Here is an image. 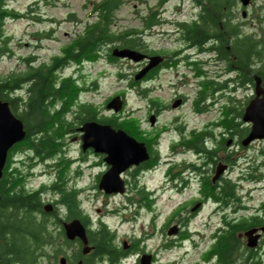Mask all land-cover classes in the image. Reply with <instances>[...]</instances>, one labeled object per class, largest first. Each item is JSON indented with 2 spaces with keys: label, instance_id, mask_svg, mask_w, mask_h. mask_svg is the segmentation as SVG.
Here are the masks:
<instances>
[{
  "label": "rangeland",
  "instance_id": "1",
  "mask_svg": "<svg viewBox=\"0 0 264 264\" xmlns=\"http://www.w3.org/2000/svg\"><path fill=\"white\" fill-rule=\"evenodd\" d=\"M95 1L99 0H8V5L19 11V16L6 20L4 25L6 33L12 37L9 42L12 54L0 56V76L23 69L22 58L26 56H34L41 62L58 54L71 40L73 34L81 28L83 21L89 17L90 9ZM158 4L159 0H125L124 5L116 13L114 26L117 29L130 27L140 29L141 16L146 14L148 7H152L156 9V15L160 16L162 24L155 26L150 32L146 30V41L150 46L157 44L159 50L168 47L171 49L169 39L178 37L175 33V23L193 18L197 13V6L195 0H166L161 6ZM243 10L246 11L244 16ZM70 13H74L81 22L69 18ZM235 14L237 21L242 24V32L252 33L254 39L264 38V0H254L247 6H242L237 0ZM37 31L42 32L40 39L32 35ZM46 33L49 36H45ZM106 50L107 48L95 61H88L79 66H69L63 70L64 75L72 74L84 83L79 100L93 102L100 116L115 115L118 123L129 129L134 134L133 137L152 143L151 146L159 138V154L162 160L170 153L168 148L176 143L179 136L183 138L185 135H190L189 132L193 129L214 130L213 123L220 117L224 103H227L228 96L233 92L232 86L227 82L231 75L223 70L222 61L207 62L203 66L206 72L203 76L190 68L182 67L179 72L173 70L162 72L153 80L145 79L146 75H144L142 77L144 80L140 78L144 82L138 83L139 79L134 78V72L137 69L135 62L114 55L116 59L108 58ZM204 59L207 61L209 56L205 55ZM118 73H122V76ZM208 80H211L208 83L210 91L205 87V81ZM93 81H95L94 84H92ZM221 84L222 88L219 87ZM204 91H206L205 97L199 101L198 106H195L193 103L196 94ZM234 91V98L244 103L249 92L244 88H236ZM176 93L183 95L185 101L182 105H179L181 103L179 102L174 107H170L168 101ZM116 95L121 96L122 106L117 113H114L113 110L106 109L105 104ZM152 100L155 101V106H161L158 123L155 126H153L155 122L152 124L150 122V116L153 115L150 114ZM215 131L218 132L216 129ZM62 142V152L68 157L65 158L68 162L67 164L65 162L64 166L61 165L63 161L60 157L36 158L34 155H26L22 150L12 147L7 155L10 159L7 168L20 172L19 183L25 181L26 189L35 190L44 187V204H51L52 210L56 208L59 213H64L67 208L59 198L61 192L75 188L72 190L75 193L73 192L71 198L78 201V205L70 204L72 210L85 217L86 226L93 231L104 222L110 231L114 247L129 250V253L116 264H136V260L142 253H156L158 264H186L187 261H194L196 257L199 260L205 258V252L211 241L210 231L214 230L213 227L201 226L203 218L207 215L206 212L209 211L208 206L189 224L190 238H193L195 243L199 242L196 250L192 248V241L185 242L184 238L179 237L170 240L163 231V226L171 221V215L174 220H182L185 217V213L180 214L183 208L177 205L184 196L174 191L162 193L164 164H159L160 167L157 166L145 174L131 168L130 172L126 171L122 174H125L127 179L126 191L122 194H106L97 186L98 177L106 167L103 155L89 149L82 152L77 129L72 128ZM174 152L182 154L171 162L173 170L185 171L190 165L189 162L198 158L191 152H187V147L176 149L174 146ZM238 152L234 159L236 166L230 168L228 172L231 179L239 181L236 189L237 196L241 200V205L247 207V210H242L238 216L240 218L249 217L251 214L263 215L264 210L261 209L264 204V144L259 142L249 149L238 148ZM242 175L244 176L239 178ZM59 178L60 180H57ZM64 180L65 187L59 189L60 193L59 190L51 189L53 184L63 185ZM141 189L144 195L139 192ZM185 192L187 193L188 190ZM68 195L65 197H69ZM67 202L69 204L71 201L68 199ZM190 207L191 205L187 208V212ZM216 222L213 216L210 224H216ZM175 227L173 225L170 228ZM54 228L57 227L54 226ZM198 230L205 231L202 237L197 236ZM163 238L166 242L158 250L157 247ZM174 241L175 246H173ZM124 242L125 247H123ZM75 244L77 245L76 242ZM76 245L64 246L65 253L60 252L56 258L57 261L61 257L66 258L65 254L71 256V253L76 250ZM256 248L262 260L261 264H264V241ZM48 249L51 252V249ZM39 264H53V259L44 256ZM101 264L105 263L101 262ZM204 264L208 262L205 261Z\"/></svg>",
  "mask_w": 264,
  "mask_h": 264
},
{
  "label": "trees",
  "instance_id": "2",
  "mask_svg": "<svg viewBox=\"0 0 264 264\" xmlns=\"http://www.w3.org/2000/svg\"><path fill=\"white\" fill-rule=\"evenodd\" d=\"M7 1L0 0V56L12 54L9 44L12 37L5 31V22L19 16V11L11 8ZM124 3L125 0L93 2L89 17L83 21L81 28L73 34L71 40L58 54L41 62L34 56H26L22 58L23 69L0 76V99L9 103L12 112L22 120L25 130V137L16 143L13 149L22 150L26 155H34L41 159L57 156L63 161L61 165L64 166L65 162L66 164L68 162L65 158L68 157L62 152V141L72 128L77 129L75 125L85 121H98L108 123L114 128H122L128 134L134 135L118 123L115 115L100 116L93 102L79 100L84 83L72 74H63L66 67L79 66L99 59L106 48L108 51L106 56L113 60L116 59L111 54L114 47L140 49L136 38L138 29L134 27L117 29L114 26L116 13ZM236 3L237 0H204V4L200 2L202 11L199 22L189 24L185 30L183 27V30L184 37L198 44L206 42L210 37L217 38L216 49L220 59L226 61L228 69L234 68L233 64L240 72L237 78L244 83L246 79L251 78L250 73L246 71L251 62L263 60L264 43L259 44L254 40L252 33L242 32L241 25H233L230 22L232 9ZM69 18L81 22L74 13H70ZM153 18L151 22L147 19V28L153 25ZM41 33L37 31L32 35L40 39ZM45 36L49 34L46 33ZM260 69L262 67L253 70L260 74L262 71ZM118 74L122 76V73ZM94 83L95 81L92 82ZM208 83L205 81V87L210 91ZM219 87L222 88L223 85ZM205 92L199 93V97L194 101L195 106H198L199 101L205 97ZM243 109L244 103L229 95L215 126L218 125L220 130L231 131L239 137L244 135L247 127L241 122ZM208 133L212 132L203 130L193 134L190 147L205 157L213 158L216 156V150H207L203 144V138ZM9 162L10 159L7 158L0 178V264H39L44 256L52 258L53 264H60L56 259L57 255L60 252L65 253L64 246L73 247L76 245L75 242L76 250L71 256L65 254V264H76L79 259L82 260V264L101 262L116 264L129 253V250L124 248L117 250L114 247L110 231L102 222L94 231L86 226L88 242L92 249L86 255L81 254V243L78 240L66 239L61 226L62 221L72 218H78L84 225L86 224L85 217L75 213L70 206L78 205V201L71 198L74 192L72 190L75 188L62 193L59 189L65 187V180L63 185L53 184L51 189L61 192L59 198L67 208L64 213H59L56 208L46 212L43 209L45 188L26 189L25 181L19 183L20 172L7 168ZM236 189L237 185L228 183L220 187L219 191L215 189L213 192L210 191V194L219 197L227 195L239 201ZM139 192L145 194L143 189ZM65 195L69 197L66 198ZM68 199L71 201L69 204L66 203ZM262 205L261 210H264V204ZM259 225H264V214H252L238 220L225 234L217 237L216 242L206 252L207 260L213 258L217 264H237L239 260L249 261V264H261L258 248L246 247L238 235L247 228Z\"/></svg>",
  "mask_w": 264,
  "mask_h": 264
},
{
  "label": "flooded vegetation",
  "instance_id": "3",
  "mask_svg": "<svg viewBox=\"0 0 264 264\" xmlns=\"http://www.w3.org/2000/svg\"><path fill=\"white\" fill-rule=\"evenodd\" d=\"M254 0H250L249 4L253 3ZM166 0H159L158 6H161V4L165 3ZM200 2L204 4V0H195L196 6H197V13L196 15L185 21H178L175 23V33L178 35L177 39H169L171 40L170 47L171 49H161L159 50V47L156 45L150 46L147 43V35L146 30H150L154 28L155 26L162 24V21L160 19L159 15H156V9L152 7H148L146 9V14L144 16H141V24L142 27L138 29V36L136 38L138 39V45L140 49H136L139 53L143 54L144 57L138 61H134L137 65L136 72H134V75L139 73L143 68H145L149 63V57L151 58L152 66L146 71L144 75L145 79L150 78V80H153V78L158 77L162 72H169L171 70L179 72L182 67L190 68L192 71L196 72L197 74H200V76H203L206 74L204 65L207 62H220L222 61L224 63V68L231 77L228 79L227 82L232 86V96L234 98L236 88H244L249 93L246 95L244 106L250 102V100L256 98H262L264 96V49L263 50V60L259 61H253L251 62V65H249V68L246 69L250 73V79H246L244 83H242L237 77L240 73L237 68L232 64L234 68L227 67L226 61L221 60L219 57V54L217 52V44L218 40L215 37H210L206 42L198 44L195 43L192 40L187 39V37H184V30L185 27L189 24L198 23L200 20V14L202 11V8L200 6ZM248 4V5H249ZM152 17H154L153 25L149 28H147L146 23L147 19H149V22H151ZM237 16L235 14V7L232 9V15H231V21L233 25L239 24V21H237ZM184 27V30H183ZM143 28V29H142ZM255 38V37H254ZM253 40V39H252ZM259 44L264 43L263 39H254ZM229 49V47L227 48ZM205 55L209 56V59L205 61ZM262 67V70L260 74H258L254 70H259V68ZM254 69V70H253ZM142 76V77H143ZM255 76H258L260 78L259 84H257V80L255 79ZM141 77V79H143ZM139 78L138 83H141L142 80ZM144 80V79H143ZM211 82V80H208V82ZM144 82V81H143ZM142 82V83H143ZM200 93V92H199ZM199 93L196 94V98L199 97ZM258 94V96H256ZM235 99V98H234ZM194 100V101H195ZM185 101V97L181 95L180 93L174 94L168 101V105L170 107H174L176 104L181 102L179 105H182V102ZM185 103V102H184ZM194 104V103H193ZM150 114H153L151 116L154 117L155 123L153 126H155L158 123V117L160 115V107L155 106V101H151L150 105ZM149 114V115H150ZM150 116V117H151ZM217 121H215L214 124V130L208 133L207 136L203 138V144L204 147L207 150L215 151L216 150V156L213 158L205 157L204 154L195 152L193 148L190 147V140L193 139V134L200 133L201 131L205 130L203 128L201 129H193L194 133L189 132L190 135H185L183 138L178 137L176 139L175 144H171V146L168 148L170 150V153L165 156V159L162 160L161 155L159 154V138L152 143H145L147 147V151L149 153L148 159L144 160L137 166H132L129 169H127V172H130L131 170L140 171L143 174L150 172L151 170H154L159 164H164L165 169L163 171V182H162V193H165L166 191L176 192L180 195H183L184 197L177 202V205H181L180 207L183 208V211L180 212L181 215H184L185 217L182 220H174L172 218L173 215H171V221L165 224L164 230L166 233V236L170 238V240H175V238H184V241H192L193 249L195 250L199 247L198 243H195L193 238H190L189 234V224L190 221L196 217V215L200 212H202L206 206L209 207V211H207V215L205 218H203L201 222V226H205L207 228L213 227L214 230L211 232V241L210 246L208 250L212 247V245L216 242L217 237L221 234H225L229 229H231V226H233L240 218H246L247 216H242L239 218L238 213L242 210H247L246 206L241 205V200L239 198V201L236 200L234 197H230L227 195H223L224 197H214L211 195L210 191H219L220 187L226 186L228 183H233L235 186L238 184L239 181H234L231 179V176L228 174L230 168H234L236 166L235 157L239 154L238 148L240 149H249L251 146H253L255 143H262L264 144V139H255L251 141L247 146H243L241 144V140L243 137H245L251 127V122H241L245 123L244 125L247 127V132L242 136H237V134L232 133L231 131H223L220 130L219 126L216 125ZM78 128V127H77ZM218 130V132L215 131ZM206 131V130H205ZM209 132V131H206ZM188 133V132H187ZM79 132V136H80ZM138 140V139H137ZM140 141V140H139ZM174 146L176 149L180 147H187V152H191L192 155L197 156L198 158L194 161H190V165L187 170L183 171L182 169L173 170V167H171L173 164V160L175 157L181 155L182 153L174 152ZM245 147V148H244ZM91 150V149H89ZM188 164V161L186 162ZM218 164L226 165V168L223 170V172L220 174V176L213 180V176L216 172V166ZM106 165V164H105ZM160 167V166H159ZM108 168L106 165L105 170ZM132 168V169H131ZM131 169V170H130ZM124 171V172H126ZM177 171V172H176ZM183 171V172H182ZM123 172V173H124ZM182 172V173H180ZM122 173V174H123ZM121 174V175H122ZM125 175V174H124ZM122 175V178L124 179L125 185H127V179L125 176ZM244 175H242L239 178H242ZM213 187L214 189L210 188ZM188 188V189H187ZM188 190L186 193L185 191ZM126 191V188H125ZM172 197V196H171ZM155 199V198H152ZM170 199V197H169ZM240 202V203H238ZM176 205V206H177ZM191 205L189 208V212H187V208ZM185 211V212H184ZM252 215V214H251ZM250 215V216H251ZM215 216L216 218V224H210L211 218ZM249 216V217H250ZM68 221V220H67ZM175 225L176 233L174 235H171L168 233V230L171 226ZM261 226V225H259ZM259 226H252V227H259ZM86 227V224H85ZM248 229V228H247ZM211 230V229H210ZM245 230L241 231L239 234H242ZM205 231H197V236L202 237ZM209 232V234H210ZM240 237V236H239ZM187 238V239H185ZM245 245V237H240ZM78 240V239H76ZM74 240V241H76ZM264 241V232L261 233L258 245L261 244V242ZM78 242H80L78 240ZM166 242V239L163 238L161 241V244L157 247L158 250L161 247V245ZM170 242V241H169ZM175 241L174 245L175 246ZM117 248V247H116ZM118 250V248H117ZM207 250V251H208ZM206 251V252H207ZM204 252V251H202ZM205 252V253H206ZM204 253V254H205ZM201 255V254H200ZM151 261L150 264H158V260L156 259V253H151ZM204 256V255H202ZM139 258L136 260V264L139 263ZM194 261L186 262V264H204L205 261L208 262V264H217L213 258H210L207 260L206 254L205 258L198 259L197 257L193 259ZM239 262H245L246 264H249V261L239 260ZM238 262V263H239Z\"/></svg>",
  "mask_w": 264,
  "mask_h": 264
},
{
  "label": "water",
  "instance_id": "4",
  "mask_svg": "<svg viewBox=\"0 0 264 264\" xmlns=\"http://www.w3.org/2000/svg\"><path fill=\"white\" fill-rule=\"evenodd\" d=\"M239 1L242 6H247L250 2V0ZM245 14L246 11L243 10L242 15L244 16ZM111 54L132 61H138L144 57L137 50L125 47H114ZM151 58H148L150 60L148 65L135 75V79L141 78L152 66ZM255 79L257 84H259L260 78L255 76ZM121 106L122 98L120 95L110 98L105 104L106 109L113 110L114 113H117ZM241 120L252 124L248 134L241 140L243 146H247L255 139H264V96L262 98L255 97L244 106ZM150 122L151 124L154 122L153 116L150 117ZM77 130L81 133L79 136L81 150L85 152L87 149H91L94 153L102 154L103 161L108 166L98 179V189H101L106 194L124 193L126 186L121 174L130 167L137 166L148 159L149 153L145 143L137 140L122 128H114L108 123H100L98 121H85ZM24 137L25 130L22 120L12 112L7 101L0 99V178L3 174L8 151L14 144L23 140ZM225 168L226 165L218 164L212 179L216 180ZM43 209L46 212H50L52 205L47 203L43 206ZM61 226L66 239L69 241L78 239L80 241L81 254L86 255L91 251L92 246L88 242L86 227L80 219L72 218L68 221H62ZM175 232V228L168 230L169 234ZM263 232L264 225H261L259 227H250L242 234H239V236L245 237L246 247L256 248L259 237ZM125 246L124 242L123 247ZM151 257L149 253H142L139 263L150 264ZM59 261L60 264H65L66 258L61 257ZM76 264H82V260L79 259ZM237 264L246 263L239 262Z\"/></svg>",
  "mask_w": 264,
  "mask_h": 264
}]
</instances>
